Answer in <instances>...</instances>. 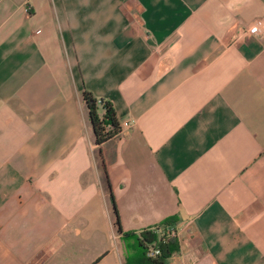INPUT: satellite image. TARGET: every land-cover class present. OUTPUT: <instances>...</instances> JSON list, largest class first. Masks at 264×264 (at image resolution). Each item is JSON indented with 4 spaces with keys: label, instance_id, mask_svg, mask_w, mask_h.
<instances>
[{
    "label": "crops",
    "instance_id": "0c3cea01",
    "mask_svg": "<svg viewBox=\"0 0 264 264\" xmlns=\"http://www.w3.org/2000/svg\"><path fill=\"white\" fill-rule=\"evenodd\" d=\"M262 18L264 0H0V264H125L122 235L170 217L166 264H264ZM84 92L120 124L100 145Z\"/></svg>",
    "mask_w": 264,
    "mask_h": 264
},
{
    "label": "trees",
    "instance_id": "16d2710c",
    "mask_svg": "<svg viewBox=\"0 0 264 264\" xmlns=\"http://www.w3.org/2000/svg\"><path fill=\"white\" fill-rule=\"evenodd\" d=\"M83 98L88 108L90 122L95 135V142L100 145L120 132V124L116 118L115 111L108 101L94 98L90 93L84 92ZM99 111L102 112L100 115ZM115 226L117 232L122 234L119 226V219L115 211ZM175 221L174 217L166 219L162 226L166 227ZM122 239L127 244L128 252L125 264H166V260L179 250L176 238H170L165 243L158 242L155 232L143 230L139 235L123 234ZM130 244V246H129ZM157 244L159 254L148 256L147 249L149 245Z\"/></svg>",
    "mask_w": 264,
    "mask_h": 264
},
{
    "label": "built area",
    "instance_id": "2783aa9c",
    "mask_svg": "<svg viewBox=\"0 0 264 264\" xmlns=\"http://www.w3.org/2000/svg\"><path fill=\"white\" fill-rule=\"evenodd\" d=\"M249 31L254 34H260L264 36V18L255 21L250 27ZM124 126H128L127 123L123 124ZM150 231H153L157 235L158 242L165 243L170 238H176V232L173 229H169L164 226L160 227H154L152 229H149ZM159 254V249L157 248V244H152L148 246L147 249V255L148 256H156Z\"/></svg>",
    "mask_w": 264,
    "mask_h": 264
}]
</instances>
